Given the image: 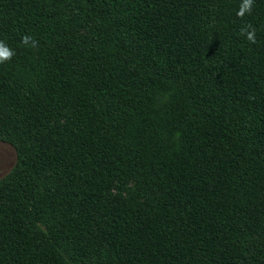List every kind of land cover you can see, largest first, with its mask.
I'll use <instances>...</instances> for the list:
<instances>
[{"label": "trees", "instance_id": "obj_1", "mask_svg": "<svg viewBox=\"0 0 264 264\" xmlns=\"http://www.w3.org/2000/svg\"><path fill=\"white\" fill-rule=\"evenodd\" d=\"M240 3L0 0V264H264V0Z\"/></svg>", "mask_w": 264, "mask_h": 264}, {"label": "clouds", "instance_id": "obj_2", "mask_svg": "<svg viewBox=\"0 0 264 264\" xmlns=\"http://www.w3.org/2000/svg\"><path fill=\"white\" fill-rule=\"evenodd\" d=\"M254 0H241L236 15L243 18L246 14H250L252 10ZM240 35L244 36L249 42L256 43V30L251 24L244 25L240 28ZM29 36L23 37L25 45L31 41ZM14 51L2 40H0V63L11 60L14 55Z\"/></svg>", "mask_w": 264, "mask_h": 264}, {"label": "rangeland", "instance_id": "obj_3", "mask_svg": "<svg viewBox=\"0 0 264 264\" xmlns=\"http://www.w3.org/2000/svg\"><path fill=\"white\" fill-rule=\"evenodd\" d=\"M16 163V153L12 145L0 140V178L7 174Z\"/></svg>", "mask_w": 264, "mask_h": 264}]
</instances>
